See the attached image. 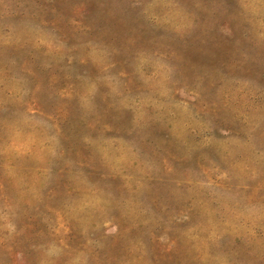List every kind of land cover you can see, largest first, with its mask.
<instances>
[{
    "label": "rangeland",
    "instance_id": "1",
    "mask_svg": "<svg viewBox=\"0 0 264 264\" xmlns=\"http://www.w3.org/2000/svg\"><path fill=\"white\" fill-rule=\"evenodd\" d=\"M0 264H264V0H0Z\"/></svg>",
    "mask_w": 264,
    "mask_h": 264
}]
</instances>
